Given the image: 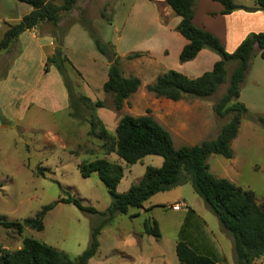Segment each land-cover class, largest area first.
<instances>
[{
    "label": "trees",
    "instance_id": "16d2710c",
    "mask_svg": "<svg viewBox=\"0 0 264 264\" xmlns=\"http://www.w3.org/2000/svg\"><path fill=\"white\" fill-rule=\"evenodd\" d=\"M27 4L30 10L14 23H7L0 38V50L5 49L19 33L39 23L55 26L61 10L68 11L76 0H62L60 5L51 0H15ZM171 12L179 18L175 30L186 40L179 53L178 61L192 59L196 53L206 48L218 55L210 70L204 71L194 78L169 69L158 74L145 86V90L154 97H162L172 101L185 97L205 98L210 96L216 87L225 80L227 63L233 62L222 95L212 103V111L216 117L228 115L214 138L201 140L194 145H182L175 148L170 134L150 115H130L122 113L115 123L113 134H109L100 120L95 116L87 117V135L101 140L105 154L114 153L125 164H132L145 155L161 157L159 166L146 165L137 182L125 191L117 192L115 187L122 177V167L105 157L77 165L81 177L95 173L104 185L109 196V204L102 211L82 205L77 198L60 197L57 202L72 203L78 209L96 213L102 219L90 227L86 247L77 255L70 257L65 252L30 237H22L20 247L15 250L0 249V264H86L87 260L97 252V235L101 226L108 223L116 214H125L129 208L142 207V203L151 195L166 191L177 183L188 182L195 194L202 199L217 219L222 230L231 238V247L235 264H255L264 254V197L257 202L251 190L243 189L224 177H216L208 171L206 159L210 154L231 157L229 142L237 133L240 119L252 117L264 127V117L252 114L238 101L241 82L249 62L255 53L264 58V31L247 34L228 52L220 41L208 30L193 25L194 0H162ZM222 8L219 13L227 14L234 9L252 11L259 9L264 14V0H254L253 7L234 4L231 0H215ZM106 5V4H105ZM105 5L99 10V17L110 23V14L106 15ZM80 25L91 39L96 51L107 61L106 79L101 90L109 94L112 106L118 111L124 99L136 91L139 79L135 76L124 77L119 67V57L110 42L100 40L97 30L85 20ZM59 40V39H58ZM56 42L53 52L46 56L45 65H52L61 76L67 93L70 114L80 116L86 107L102 106V102L90 101L82 94H75L73 84L66 72L71 65L62 54L60 40ZM138 54H128L131 58ZM97 126V129L95 128ZM264 168V165H263ZM42 168L37 174H42ZM52 204L43 205L33 217L21 221H3L2 225L11 227L20 234L24 227L35 230L42 229V219ZM149 207V206H148ZM145 234L158 239L160 234L155 220L146 217L142 223ZM178 264H218L213 258L197 254L184 241L178 240L174 246Z\"/></svg>",
    "mask_w": 264,
    "mask_h": 264
},
{
    "label": "rangeland",
    "instance_id": "374dc122",
    "mask_svg": "<svg viewBox=\"0 0 264 264\" xmlns=\"http://www.w3.org/2000/svg\"><path fill=\"white\" fill-rule=\"evenodd\" d=\"M51 1L56 5H60L62 2V0ZM116 1L118 0H76L70 10H61L58 13V22H60V25H58L56 30V39H60L63 33L62 30L64 28L66 29L69 24L74 22L80 24L82 20L90 23L96 30L99 26L105 28V36L103 39L98 34V36L100 35V40L103 42H110L109 39H114L118 36L122 28L124 30L121 32L126 34L128 21L125 23L127 13L125 6L121 9L120 14H118L116 22L108 24L99 17V10L104 6V3L106 4L105 13L109 15L111 3H115ZM248 1L247 3H251V0ZM11 2L16 1L0 0V38L2 37L4 27L6 28L8 23H4L2 18L5 21V17H14L15 11L18 10L15 9L14 5H11L13 4ZM22 5V10L30 9L27 4L23 3ZM172 17L176 16L173 15L171 18H166L168 29H170L172 24ZM133 22H139L144 26L142 20L139 18H135ZM44 24L48 25V27L50 26L49 23L44 22ZM148 24L145 25L144 30L148 28ZM131 28L132 35H130V38H134V40L140 39L139 43L143 44L145 40H141L145 36L141 35L142 33L137 27L131 26ZM167 32L170 34L171 31L167 30ZM151 39L147 41L146 45L155 47L154 49L167 46L166 41L163 39L160 42H158L157 38ZM171 43L174 46L175 42L171 41ZM166 48L169 49V46ZM209 51L213 52L211 50ZM33 54L32 64L36 72L38 69V53L35 51ZM215 55L218 57L217 54ZM147 58L148 56L145 53L140 59L142 62L139 60L140 65L136 66L135 64V66L130 65L128 67L134 66L137 70L136 67L140 68L141 66L144 69V67H147V64H150ZM120 61H122L121 58H119L118 64L120 68H123L124 64ZM148 66V70H150L152 66ZM232 66V61L225 65V80L216 87L210 96L205 98L185 97L181 99L184 100V105L177 107H172V104L164 103L162 101L163 99H161L162 97H154L145 90L147 83L152 82L151 80L149 82V78L145 75H151V72L149 74L144 72L145 75L133 73V75H137L140 81L143 79L146 85H143L140 92L137 91L138 93L132 97L134 98L133 100H124L118 111L113 109L110 95L105 94L104 96L101 88L96 93L101 100L95 98V100L90 101H100L102 102V106H94L92 107V111L90 107H86L81 111L80 116L71 115L69 106V110L66 107H60L52 111L50 104H47L45 100H31V105L23 109H20L19 106L18 108L14 106L13 108H9V102L11 101L9 98L8 100H0V249H11L13 241H9V238L13 235L17 240L19 237V234L15 233L11 227L3 226V221L15 222L27 217H33L43 205L52 204V208L47 210L43 216L42 229L35 230L25 227L22 229L23 231L18 241L22 237H30L64 251L71 257L79 254L88 243L90 227L98 224L102 218L96 213L82 211L72 203H61L57 202V200L60 197L69 195L77 198L82 205L92 207L96 211H102L109 204V196L104 185L98 180L95 173L92 172L87 177H81L77 165L82 162L92 161L98 157H105L109 161L118 163L122 167V177L117 182L115 191L123 192L131 184L137 182L146 165L153 166L156 160H161V157L158 155H145L135 163L125 164L114 153L105 154L101 145L102 141L96 137L87 135V117L89 115L96 116L106 131L111 135L113 134L118 116L122 113L130 115H150L154 120L156 119L161 123H167L165 124L167 126H171L176 122L174 117H171L173 111L194 113L200 108L197 103L201 102L203 107H205L202 115L203 118H206L207 122L213 121L215 114L210 115L209 112L212 109L209 104L210 109L208 111L207 103H213L222 95L228 73ZM8 67L11 68L10 63L9 66L7 64L5 65V68ZM2 72L3 64L0 65V74ZM68 77L70 78V74H68ZM8 80L9 77H7L6 81ZM79 86L78 84L73 86L75 94L78 95L79 93L81 94L79 92L81 86ZM10 92L9 90L8 94ZM54 101L61 103L62 100ZM19 102H25V100H19ZM196 107L198 109H194ZM158 116L164 117L156 118ZM228 118L229 116L226 115L221 118L217 117L216 120L218 124L221 123L222 125ZM174 127L176 126L174 125ZM95 128L97 129V126ZM167 131L170 134L173 141L172 144L175 148L184 145L185 142L176 137L178 134L170 132L169 130ZM209 138L213 137L205 135L202 140ZM229 149L232 152V161H229V159L221 155L210 154L206 159L208 167L213 169L215 173H227V176L230 177L235 185L243 189L251 190L255 200L259 202L264 197V127L254 118L243 116L240 119L239 132L231 141ZM38 168H42L41 175L37 174ZM177 196H181L187 201L188 205L191 206L190 212L194 211V216L192 217L196 220L197 225L203 226L204 231H206L207 239L202 238L201 233H198L200 237L196 241L205 242L208 240L210 245H216L219 244L216 241L217 238H221L223 232L230 238V235L222 230L215 216L204 204L202 199L195 194L188 182L177 183L166 191L151 195L143 202L144 207L149 206V204H154L151 206L153 207L152 215L157 220L159 226L157 227L163 235H167L174 229H178L182 221V214L184 213L182 209L175 212L170 209V206H165V203H172ZM155 203L160 204L156 205ZM134 209L129 208L128 210L132 211ZM115 216H118V214ZM116 218L123 221L125 226L129 225V223L137 225L140 219L136 216V213L128 216L127 214H121L120 218ZM189 219L190 217L185 220L180 235L187 230L186 223ZM112 221L110 220L101 226L99 230L100 233L103 232L100 236L101 239L105 235V230L109 228L108 226L113 224L111 223ZM190 229L193 230V227ZM229 238L227 239L231 241ZM1 245L5 246L1 247ZM197 254L199 253L197 252ZM205 256L211 257L209 255ZM220 264L224 263L221 262ZM229 264H235L234 257L233 263L229 261ZM255 264H264V254L255 261Z\"/></svg>",
    "mask_w": 264,
    "mask_h": 264
},
{
    "label": "crops",
    "instance_id": "0c3cea01",
    "mask_svg": "<svg viewBox=\"0 0 264 264\" xmlns=\"http://www.w3.org/2000/svg\"><path fill=\"white\" fill-rule=\"evenodd\" d=\"M231 1L237 5H247V7H253L255 5L254 0H251V3H247L249 2L248 0ZM11 3H13L11 5H14L15 9L18 10L15 11L14 17H5V21L2 18L4 23L17 22L22 15L30 10L29 8V10H22V2L16 1ZM124 6L127 8L125 23L128 21V30L126 34H124L121 32L124 30L122 28L118 36L114 39H109L116 54L122 59L120 62L124 64L123 68H120L122 76L137 77L136 74L145 75V73L149 74L151 72V75H145L149 78L150 82V80L153 81L158 74L172 69L188 78H194L204 71L210 70L212 64L218 59L213 52H210L206 48H202L192 59L185 62L178 61V53L183 44L186 43V40L175 30V26L179 20L177 16L172 17L170 29L167 28L166 18H171L174 14L162 0H118L115 3L113 2L110 7V23L108 24L117 21L116 18ZM221 8L222 6L215 0H194L191 21L193 25L208 30L216 36L226 51H232L247 34L264 31V14L261 10L253 9L252 11H245L242 9H234L227 14H221L219 13ZM140 15L141 17H139ZM135 18L141 19L144 26L139 22L134 23L133 21ZM147 23H149L148 28L144 30ZM58 25H60V22H57L55 26L50 25L49 27L44 23H39L34 27L25 29L19 33L5 49L0 50V65L3 64V72L0 74V100H8L9 98V100H11L9 102V108H13V106L18 108L19 106L20 109H23L31 105V100H45L47 104H50L52 111L60 107H66V109L69 110L67 93L61 76L52 65H44L46 56L53 52V48L58 40L55 36ZM131 26L137 27L142 33L141 35L145 36L141 40H145L143 44L139 43L140 39L134 40V38H130V35H132ZM97 30V33L99 32L98 34H100L103 39L105 36V28L99 26ZM167 30L171 31L170 34H168ZM62 31L63 33L59 39L61 43L60 48L62 54L71 65V68L66 71L70 74L71 82L74 86L77 84L78 86L80 85L79 92L89 100H95V98L99 99L96 93H98V89L101 88L102 83L105 81L107 73L108 65L105 58L96 51L86 31L79 23H71ZM151 38H157L158 42L163 39L166 41L169 49L166 48L167 46L154 49L155 47L146 45L148 40H152ZM171 41L175 42L174 46ZM35 51L38 53V69L36 72L32 64V57ZM134 53L138 55L126 58L128 54ZM140 53L142 54L140 55ZM145 53L148 56L147 61L150 64H147V67H144V69H142L141 66L140 68L136 67V70L134 67L135 64L136 66L140 65L139 60ZM9 63L11 64V68H5V65L7 64L9 66ZM130 65L134 66L128 67ZM148 65L152 66L150 70H148ZM133 73L136 74L133 75ZM7 77H9L8 81H6ZM144 84L146 85L145 81L141 79L136 91L124 100H133L134 98L132 97L141 91ZM9 90L11 92L8 94ZM103 94L105 96V93ZM161 99H163L162 101L166 104H172V107L184 105V100L172 101L165 98ZM19 100H25V102H19ZM54 100L62 101L59 103ZM238 101L241 102L250 113L252 112L264 116V58H260L257 53L251 58L243 81L239 87ZM197 104L200 108L194 113H187V111H173L171 113V117H174L176 121L174 123L176 127L174 128L173 124L171 127L165 125L167 123H161L155 120L166 130L178 134L176 137L185 142L184 145L197 144L205 135H210V137L214 138L221 123H217L216 116L213 121L207 122V119L202 116L205 107H203L201 102ZM209 104L212 109V103H207L208 111L210 109ZM194 109L198 108L196 107ZM209 113L210 115H214L212 110ZM163 117L164 116H158L156 118ZM238 132L239 127L236 135ZM233 139L230 140L229 145ZM226 159L232 161V152L231 157ZM161 160H156L153 166H159ZM208 171L216 177H224L231 181L227 173H215V171L209 167ZM175 203L180 204L179 208L176 210L170 209L175 212L182 209L184 212L182 214L180 226L167 235H163L160 229H158L160 234L158 239L145 234L141 226L142 221L146 217H151L156 221L158 226L157 220L154 219L152 215L153 207L151 206L154 204H149V207H144L142 203V207L135 208L132 211L127 210L125 213L127 216L136 213V216L140 218L137 225L129 223V225L125 226L123 221L116 218H120L121 214L115 216L111 222L113 224L109 225V228L105 230L106 232L102 239L100 236L103 232L98 233L97 252L87 260L86 264H178L174 252V246L178 240L184 241L187 246L196 253L198 252L202 255L211 256L218 264L221 262L229 264V261L233 263L231 241L227 239L229 236L223 232L222 237L219 239L217 238L216 241H218L219 244L216 245H210L208 240L205 242L196 241V239L200 237L198 233H201L202 238L207 239L204 227L197 225L196 220L192 217L194 216V211L190 212L191 206L188 205L183 197L177 196L172 203H165V206L168 207ZM155 204L159 205L160 203ZM188 217H190V219L186 223L187 230L180 235L182 226L185 224V220H187ZM191 227H193V230L190 229ZM20 234L18 235L19 237ZM19 237L17 240L13 235L9 238V241H13L11 249L9 250H15L20 247L22 238L18 241ZM4 246L1 245V247Z\"/></svg>",
    "mask_w": 264,
    "mask_h": 264
},
{
    "label": "built area",
    "instance_id": "2783aa9c",
    "mask_svg": "<svg viewBox=\"0 0 264 264\" xmlns=\"http://www.w3.org/2000/svg\"><path fill=\"white\" fill-rule=\"evenodd\" d=\"M179 206H180V204L175 203V204H172V205L170 206V208L173 209V210H176V209L179 208Z\"/></svg>",
    "mask_w": 264,
    "mask_h": 264
}]
</instances>
